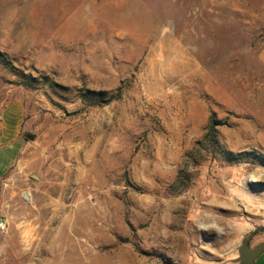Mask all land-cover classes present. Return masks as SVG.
Segmentation results:
<instances>
[{
  "label": "rangeland",
  "instance_id": "rangeland-1",
  "mask_svg": "<svg viewBox=\"0 0 264 264\" xmlns=\"http://www.w3.org/2000/svg\"><path fill=\"white\" fill-rule=\"evenodd\" d=\"M15 107L0 264H234L264 229V0H0Z\"/></svg>",
  "mask_w": 264,
  "mask_h": 264
},
{
  "label": "crops",
  "instance_id": "crops-1",
  "mask_svg": "<svg viewBox=\"0 0 264 264\" xmlns=\"http://www.w3.org/2000/svg\"><path fill=\"white\" fill-rule=\"evenodd\" d=\"M23 123V111L21 108H10L3 112L1 116V136H0V175L5 174L15 166L18 160L21 142L20 132ZM264 253L255 261V264L262 262Z\"/></svg>",
  "mask_w": 264,
  "mask_h": 264
},
{
  "label": "water",
  "instance_id": "water-1",
  "mask_svg": "<svg viewBox=\"0 0 264 264\" xmlns=\"http://www.w3.org/2000/svg\"><path fill=\"white\" fill-rule=\"evenodd\" d=\"M260 231H264V229L253 231L244 239L238 250L239 257L233 261L234 264H255L256 259L264 253V243H260L254 248L249 245L253 237Z\"/></svg>",
  "mask_w": 264,
  "mask_h": 264
},
{
  "label": "built area",
  "instance_id": "built-area-1",
  "mask_svg": "<svg viewBox=\"0 0 264 264\" xmlns=\"http://www.w3.org/2000/svg\"><path fill=\"white\" fill-rule=\"evenodd\" d=\"M6 230V224L5 223H0V231L4 232Z\"/></svg>",
  "mask_w": 264,
  "mask_h": 264
},
{
  "label": "trees",
  "instance_id": "trees-1",
  "mask_svg": "<svg viewBox=\"0 0 264 264\" xmlns=\"http://www.w3.org/2000/svg\"><path fill=\"white\" fill-rule=\"evenodd\" d=\"M214 130V128H212Z\"/></svg>",
  "mask_w": 264,
  "mask_h": 264
}]
</instances>
